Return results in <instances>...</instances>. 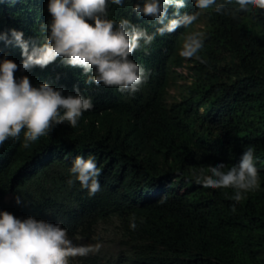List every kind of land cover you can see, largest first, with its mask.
Wrapping results in <instances>:
<instances>
[{"label":"trees","instance_id":"16d2710c","mask_svg":"<svg viewBox=\"0 0 264 264\" xmlns=\"http://www.w3.org/2000/svg\"><path fill=\"white\" fill-rule=\"evenodd\" d=\"M137 2L110 3L108 18L155 32L150 17L133 11ZM48 3L0 0V34L11 38L16 29L39 40L41 25L51 21ZM186 3L182 12L198 11L192 0ZM197 24L204 34L198 55L207 63L192 58L185 66L178 52ZM5 58L20 66L17 80L28 76L32 86L49 83L65 96L78 86L94 107L75 128L53 125L29 148L22 147L23 132L0 147V211L61 224L70 239L116 216L123 251L114 264H264V10L232 18L210 8L187 28L157 36L150 54L140 49L130 57L150 73L134 95L86 83L83 70L64 66L61 58L24 70L21 48L0 41V62ZM179 69L190 82L170 101ZM248 146L255 149L260 187L244 200L230 199L233 189L196 184L193 171L221 162L231 167ZM89 154L101 168L95 196L70 173L76 156Z\"/></svg>","mask_w":264,"mask_h":264},{"label":"clouds","instance_id":"9594fccd","mask_svg":"<svg viewBox=\"0 0 264 264\" xmlns=\"http://www.w3.org/2000/svg\"><path fill=\"white\" fill-rule=\"evenodd\" d=\"M6 2L14 4L16 0ZM110 3L123 8L125 0H49L51 21L41 25L39 40L25 39L22 31L11 29V38L2 33L0 41L21 48L24 70L43 69L61 58L64 66L82 69L88 76L86 83L103 84L134 95L147 83L150 73L130 57L140 49L145 55L150 54V46L157 36L187 28L199 19L203 10L210 8H214L216 14L232 18L253 8L264 10V0H222L219 3L192 0L198 10L193 13L182 12L188 6L186 0H142L134 4L133 11L138 17H150L155 22V32L149 33L129 19H109ZM233 3L238 7H229ZM203 46L202 32L187 33L178 54L186 60L195 58L206 64L198 55ZM19 67L7 58L0 62V147L10 138L19 139L23 132L22 147L29 148L47 135L53 125L67 122L75 128L83 113L93 109L91 98H85L78 86L75 95L67 96L63 94L64 89H56L49 83L34 87L28 76L15 78ZM254 153V147L248 146L239 162L231 167L225 162L201 166L193 171L196 184L206 189H233L230 199L241 202L247 193L260 187ZM70 173L89 196L101 190L98 180L101 168L97 166L95 155L89 154L87 159L76 156ZM72 183L69 180V184ZM17 203H20L19 198ZM232 211H236L235 204ZM130 228L133 231L137 228L135 217ZM101 247L100 243H73L61 224L31 216L21 219L8 211H0V264H70L71 258L98 253Z\"/></svg>","mask_w":264,"mask_h":264},{"label":"rangeland","instance_id":"374dc122","mask_svg":"<svg viewBox=\"0 0 264 264\" xmlns=\"http://www.w3.org/2000/svg\"><path fill=\"white\" fill-rule=\"evenodd\" d=\"M193 32H202L201 25L197 24ZM184 64L185 66L189 64V59H184ZM187 75L186 70L181 71L180 69L174 74L169 88L168 98L170 101L179 94L184 84L190 82V78ZM122 238L123 234L118 217L114 216L108 221L99 222L91 233L87 235L80 234L71 239L75 244L89 245L100 243L102 245L100 251L83 257L71 258L70 264H92L94 259L98 264H114L123 251Z\"/></svg>","mask_w":264,"mask_h":264}]
</instances>
